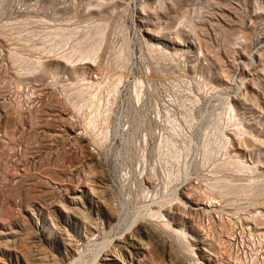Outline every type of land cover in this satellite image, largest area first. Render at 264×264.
<instances>
[{
  "label": "rangeland",
  "instance_id": "374dc122",
  "mask_svg": "<svg viewBox=\"0 0 264 264\" xmlns=\"http://www.w3.org/2000/svg\"><path fill=\"white\" fill-rule=\"evenodd\" d=\"M57 225L83 264H264V0H0V264Z\"/></svg>",
  "mask_w": 264,
  "mask_h": 264
},
{
  "label": "bare ground",
  "instance_id": "6f19581e",
  "mask_svg": "<svg viewBox=\"0 0 264 264\" xmlns=\"http://www.w3.org/2000/svg\"><path fill=\"white\" fill-rule=\"evenodd\" d=\"M78 198L79 197H72V198H70V200H69V204L70 205H72V206H76V204L78 203ZM63 202V201H62ZM82 203V202H81ZM94 203H96V202H94ZM94 203H91V204H93L92 206H94ZM62 204H65V203H62ZM67 205V204H66ZM69 205V206H70ZM64 206V205H63ZM68 206V209H71L72 208V206H70L69 207ZM83 206V205H82ZM85 206V205H84ZM65 208H67V206H64ZM63 207V208H64ZM77 207V206H76ZM64 208V209H65ZM75 208V207H74ZM67 209V210H68ZM73 209V208H72ZM77 209V208H76ZM81 209V208H80ZM90 209V208H89ZM53 210V209H52ZM82 210V209H81ZM81 210H79V211H81ZM86 210H88V209H86ZM95 210L98 212H100V210H102V208H100V206L99 205H95ZM55 211V210H54ZM71 211H73V210H71ZM75 211V210H74ZM50 213H51V211H49ZM73 213V212H72ZM76 213V212H75ZM74 213V214H75ZM78 213V212H77ZM90 213V212H89ZM84 214V213H82L81 214V212H80V214L78 215V216H80L81 217V215H82V219H83V221H84V223H85V226H86V228L88 229V233H90V234H92L91 232V230H92V225H95L96 226V220L95 221H93V220H91L90 218L92 217H89V215L90 214ZM103 213V212H102ZM71 214V213H70ZM52 215V214H51ZM69 215V214H68ZM76 215V216H77ZM59 216V218L61 219V221L64 223V224H68V223H70V221H69V219H68V216H66V217H64L63 215H62V213H61V215H58ZM79 217V218H80ZM94 217V216H93ZM49 218H50V215H49ZM57 218V217H56ZM55 219V218H54ZM59 219V220H60ZM57 221V220H56ZM82 221V222H83ZM51 222H53V221H51ZM76 223V222H75ZM54 224H56V222L55 223H53V225ZM58 224V223H57ZM60 224H61V222H60ZM90 224V225H89ZM20 225L16 222V225L15 226H12L13 228H17V227H19ZM58 226V225H57ZM61 226V225H60ZM60 226H58V228H59V230H58V228H57V230L59 231L58 233H57V236L52 240V239H50V237L49 236H47V237H43L42 235H40V233L39 232H37V231H35V232H33V233H31V234H33V235H31V236H29V235H26L24 232H22V233H24L25 235L24 236H22V238H21V241H22V243H23V245H24V249H23V257H24V259L26 260V264H37L36 262L37 261H33V260H31V257H29V251H30V253H31V249L33 248V246H32V248L30 249V246H29V244L30 245H33L34 244V246L37 248V246L40 248V257H38L39 258V262H40V264H59V262L61 261L60 260V258H64V259H67V260H70V264H72V262L74 261L76 264H77V262L78 261H80L81 262V259H82V256H83V253H84V251H81L80 249V244L81 243H78V242H80V240L82 239V235L80 236V235H70V234H68L69 233V231H68V229L67 230H65V232L66 231H68V233L66 232V233H64V230L63 229H61V227ZM110 226V225H109ZM56 227V226H55ZM69 227V226H68ZM67 227V228H68ZM85 228V229H86ZM94 228V227H93ZM95 228H97V227H95ZM65 229V228H64ZM76 229V228H75ZM84 229V230H85ZM42 230V229H41ZM61 230H63V232H61ZM96 230H98V228L96 229ZM12 232H14V231H12ZM17 231L15 230V233H16ZM76 232V231H75ZM7 233V232H6ZM19 233H20V231H19ZM21 233V234H22ZM13 234V233H12ZM81 234V233H80ZM93 234H95V233H93ZM89 236V235H88ZM119 236V235H118ZM121 236H123V235H121ZM121 236L120 237H118V239L120 240V238H121ZM9 240L8 241H10V243L11 242H15L16 241V239L17 238H15V235L13 234L11 237H7ZM14 238H15V241H13L14 240ZM86 238V237H85ZM5 239V238H4ZM113 239L114 238H112V239H106V241H108L109 240V242H105V240H104V242L103 243H106V244H103L102 245V241L100 242V244L102 245V246H99V244L97 245V246H99L100 248H97V250H98V252H97V250H96V252L97 253H95L94 254V256H93V259L90 261V263L89 264H148L146 261H147V259L149 260H152V258L151 257H147V256H143L142 258H140V255L139 254H137V257H138V259H135V257H134V255H133V253L132 252H127V249L125 248V245L123 244V245H119L120 243V241L116 238L114 241H113ZM123 239V238H122ZM232 239H233V237H232ZM88 240V239H87ZM112 240V241H111ZM117 240V241H116ZM91 241H92V239H91ZM124 241V240H123ZM93 242H94V240H93ZM122 242V241H121ZM129 242V241H128ZM233 244V243H232ZM145 245V244H144ZM82 246V245H81ZM95 246V245H94ZM139 246V245H138ZM38 248V249H39ZM95 248V247H94ZM49 250V252L48 251H46V250ZM46 251V252H45ZM33 252V251H32ZM48 252V253H47ZM54 252H56V254H58V256H59V262H57V261H55L54 259H53V257L56 255ZM54 255H53V254ZM136 253H138V252H136ZM42 254V255H41ZM32 255V254H31ZM30 255V256H31ZM53 255V257H51ZM18 257V256H17ZM33 257V256H32ZM85 257H86V253H85ZM92 258V257H91ZM37 259V258H36ZM64 259H63V262H65L64 261ZM84 259V258H83ZM89 258H86V261L88 260ZM138 260H141V262H138ZM82 261H84V260H82ZM155 261V263L156 264H160V262L156 259V260H154ZM57 262V263H56ZM88 262V261H87ZM39 264V263H38ZM78 264H80V263H78ZM81 264H83L82 262H81ZM87 264V263H86Z\"/></svg>",
  "mask_w": 264,
  "mask_h": 264
}]
</instances>
